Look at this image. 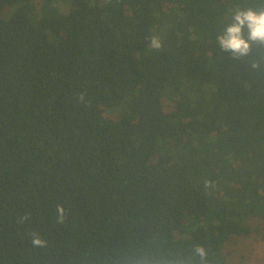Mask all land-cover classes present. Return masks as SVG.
<instances>
[{
	"label": "trees",
	"instance_id": "trees-1",
	"mask_svg": "<svg viewBox=\"0 0 264 264\" xmlns=\"http://www.w3.org/2000/svg\"><path fill=\"white\" fill-rule=\"evenodd\" d=\"M247 8L0 0V264H227L264 231V45L216 40Z\"/></svg>",
	"mask_w": 264,
	"mask_h": 264
},
{
	"label": "clouds",
	"instance_id": "clouds-1",
	"mask_svg": "<svg viewBox=\"0 0 264 264\" xmlns=\"http://www.w3.org/2000/svg\"><path fill=\"white\" fill-rule=\"evenodd\" d=\"M216 40L220 48L230 52L233 57H248L253 43L264 45V8L260 10L254 8L237 9L232 15V22L221 33L217 34ZM148 44L154 51H160L164 46L163 40L157 35L149 37ZM256 66L254 63L253 67ZM59 211L62 216L63 208H60ZM32 242L36 245L44 243L38 236H34ZM194 252L199 257V264H207L208 253L203 246H194ZM190 264H195V262L190 261Z\"/></svg>",
	"mask_w": 264,
	"mask_h": 264
},
{
	"label": "rangeland",
	"instance_id": "rangeland-1",
	"mask_svg": "<svg viewBox=\"0 0 264 264\" xmlns=\"http://www.w3.org/2000/svg\"><path fill=\"white\" fill-rule=\"evenodd\" d=\"M42 0H37L38 7ZM67 7L64 6L65 10ZM252 225H261V220H252ZM227 264H264V231L250 236H233L224 246Z\"/></svg>",
	"mask_w": 264,
	"mask_h": 264
}]
</instances>
